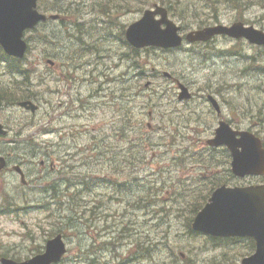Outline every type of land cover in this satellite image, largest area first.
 <instances>
[{
    "label": "rangeland",
    "instance_id": "374dc122",
    "mask_svg": "<svg viewBox=\"0 0 264 264\" xmlns=\"http://www.w3.org/2000/svg\"><path fill=\"white\" fill-rule=\"evenodd\" d=\"M153 4L175 7L183 35L237 21L264 30V0H41L64 20L25 31L23 73L0 62V87L38 109L0 108L33 125L30 155L52 161L43 174L35 161L27 187L0 189V254L27 258L55 232L67 249L56 264H240L253 253L250 239L221 242L189 218L219 184L264 180L233 175L225 147L206 143L219 120L264 137V46L216 34L135 54L124 30ZM179 84L192 95L179 98Z\"/></svg>",
    "mask_w": 264,
    "mask_h": 264
},
{
    "label": "water",
    "instance_id": "95a60500",
    "mask_svg": "<svg viewBox=\"0 0 264 264\" xmlns=\"http://www.w3.org/2000/svg\"><path fill=\"white\" fill-rule=\"evenodd\" d=\"M38 0H0V46L13 57L22 58L27 44L23 39L26 29L34 28L46 15L37 10ZM146 9L142 17L126 29V39L134 47L157 46L174 47L181 44L180 29L167 16V10L155 5ZM160 18H156V15ZM52 19L58 15H50ZM164 25V27H162ZM216 34H226L233 38H246L250 43L264 44V31L242 22L230 26L216 24L192 30L186 35L188 41H206ZM179 98H188L187 88L179 84ZM216 109L217 102L209 98ZM20 106L35 111L37 106L31 101H22ZM210 145H226L231 152L232 172L240 177L264 174V148L261 139L247 130H233L225 121H220L215 136L207 140ZM192 228L213 236H249L255 239V251L241 259L240 264H264V184L244 187L215 189L205 206L195 215ZM66 252V244L57 234L46 241L40 254L17 262L0 257V264H53L58 263Z\"/></svg>",
    "mask_w": 264,
    "mask_h": 264
},
{
    "label": "flooded vegetation",
    "instance_id": "af4514ba",
    "mask_svg": "<svg viewBox=\"0 0 264 264\" xmlns=\"http://www.w3.org/2000/svg\"><path fill=\"white\" fill-rule=\"evenodd\" d=\"M18 108L20 111H23L25 115H30V113H28L30 111L19 106ZM22 119L23 116H20V120ZM20 120L19 118L12 119L11 117H3L0 108V189L3 185H13V183L14 187H27L32 180L33 168L37 167L35 166V161L42 166L41 171L37 167V173L42 172L41 174H43L47 170V168H45L46 161L51 160V157L45 154L46 152L49 153L46 151L45 147H43L45 150H43L42 156L33 158L32 155H30L33 150L30 149V140L27 137H32L28 129L33 125L22 123ZM35 136H39V133H35ZM26 143L28 145L23 147L22 144ZM57 144L59 143L57 142ZM34 151L38 152V148ZM13 179H18L20 184L13 182ZM20 193L21 191H19V194ZM45 240L47 239L45 238ZM42 249L43 246L38 251H32L29 256L42 251Z\"/></svg>",
    "mask_w": 264,
    "mask_h": 264
},
{
    "label": "trees",
    "instance_id": "16d2710c",
    "mask_svg": "<svg viewBox=\"0 0 264 264\" xmlns=\"http://www.w3.org/2000/svg\"><path fill=\"white\" fill-rule=\"evenodd\" d=\"M178 1V0H177ZM146 2H148V1H146ZM161 2H162V0H161ZM165 2V4H166V2L167 1H163V3ZM234 4H237L236 2H233ZM171 8H175V7H172V6H169L168 7V9H169V11H170V9ZM201 26H203V25H199V27H201ZM209 42H207V43H199L198 45L199 46H207V44H208ZM151 49H153V48H146V51L147 52H149ZM131 50H132V52L133 53H135V54H137L138 53V50L137 49H132L131 48ZM233 54H237V53H233ZM0 60H5L6 61V67H7V70L8 71H10V72H12L13 70L14 71H16V72H19V73H23V70L20 68V66H19V64H20V61L19 60H17V59H15V58H11V57H8V56H6L3 52H2V49H1V47H0ZM264 68V67H263ZM164 91V90H163ZM158 91H154L153 93L154 94H156L157 95V99H160V98H162V96H163V94L161 93H157ZM17 93V90H12V91H9L8 89H6V88H2V87H0V102L1 103H9V104H15L17 101H19L20 99H26V98H31L29 95H27V94H20L17 98H15V94ZM263 139H264V137H263ZM214 149V148H213ZM225 152H227V154H228V151L225 149L224 150ZM121 186H123V183H121L120 184ZM206 197L207 196H205L204 198H203V200H204V202H205V200H206ZM203 204V203H202ZM202 204H200V206H198L197 208H199V207H201V205ZM138 207V206H137ZM192 216H191V218H189V226H190V222L192 221ZM190 230V229H189ZM193 232V231H192ZM55 233H57V232H55ZM222 242V241H221ZM182 264H193L189 259H187V261H186V263H182Z\"/></svg>",
    "mask_w": 264,
    "mask_h": 264
}]
</instances>
